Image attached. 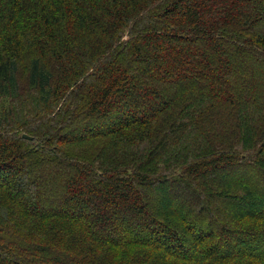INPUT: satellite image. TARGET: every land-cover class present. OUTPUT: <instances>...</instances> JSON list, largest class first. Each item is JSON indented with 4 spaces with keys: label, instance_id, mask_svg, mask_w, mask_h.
I'll return each instance as SVG.
<instances>
[{
    "label": "trees",
    "instance_id": "obj_1",
    "mask_svg": "<svg viewBox=\"0 0 264 264\" xmlns=\"http://www.w3.org/2000/svg\"><path fill=\"white\" fill-rule=\"evenodd\" d=\"M0 264H264V0H0Z\"/></svg>",
    "mask_w": 264,
    "mask_h": 264
},
{
    "label": "rangeland",
    "instance_id": "obj_2",
    "mask_svg": "<svg viewBox=\"0 0 264 264\" xmlns=\"http://www.w3.org/2000/svg\"><path fill=\"white\" fill-rule=\"evenodd\" d=\"M130 112H132V113H133V112H134V111H133V109H131V110H130ZM31 193H33V192H31ZM35 199H36V198H35ZM54 205H55V204H54ZM52 207H54V206H52ZM55 207H56V205H55ZM56 208H57V207H56ZM119 231L121 232L120 234H123V233H122V229H121V230H119ZM124 235H125V234H124Z\"/></svg>",
    "mask_w": 264,
    "mask_h": 264
},
{
    "label": "water",
    "instance_id": "obj_3",
    "mask_svg": "<svg viewBox=\"0 0 264 264\" xmlns=\"http://www.w3.org/2000/svg\"><path fill=\"white\" fill-rule=\"evenodd\" d=\"M24 137H29V136L27 134H25Z\"/></svg>",
    "mask_w": 264,
    "mask_h": 264
}]
</instances>
